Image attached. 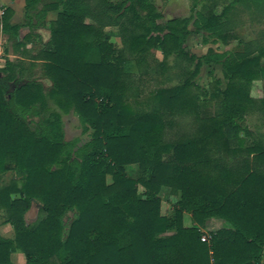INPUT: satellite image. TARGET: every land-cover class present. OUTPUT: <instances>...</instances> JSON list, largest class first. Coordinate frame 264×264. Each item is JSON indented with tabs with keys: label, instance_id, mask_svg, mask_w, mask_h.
<instances>
[{
	"label": "trees",
	"instance_id": "trees-1",
	"mask_svg": "<svg viewBox=\"0 0 264 264\" xmlns=\"http://www.w3.org/2000/svg\"><path fill=\"white\" fill-rule=\"evenodd\" d=\"M239 7L264 21V0H229L219 14L164 24L152 0H26V25H11L5 11L0 30L18 49L31 40L23 28L57 18L44 49L21 53L42 62L49 88L25 80L33 63L0 69V176L15 174L0 186V209L16 234L0 237V264L15 251L25 264H264V141L247 124L251 112L264 116V98L252 93L264 81V30L240 41ZM107 28L119 30L122 47ZM203 34L242 51L190 55L184 42ZM173 55L192 71L151 89V61L164 72ZM131 60L141 74L127 71ZM216 65L224 81L207 92L196 79ZM72 112L92 129L89 141L65 139L59 122ZM164 188L179 198L172 216ZM32 200L42 207L27 226ZM213 219L222 227L207 228Z\"/></svg>",
	"mask_w": 264,
	"mask_h": 264
},
{
	"label": "rangeland",
	"instance_id": "rangeland-1",
	"mask_svg": "<svg viewBox=\"0 0 264 264\" xmlns=\"http://www.w3.org/2000/svg\"><path fill=\"white\" fill-rule=\"evenodd\" d=\"M229 0H152L157 8V12L161 15V18L157 23L164 24L169 20H173L176 18H189L193 19L197 17V14L205 12L206 9H214L215 13L219 14L223 8L228 4ZM238 21L234 28V34L240 39L242 42H249L256 40L259 38L260 32L264 30V21L261 20L260 15H255L250 13L249 11L243 10L242 7L238 8ZM57 13L52 12L46 22L45 26H41L37 28L25 27L20 31L21 38L30 34L31 40L30 42H26L25 47L22 49L16 48L14 45L15 41L8 40L4 41L1 39L0 48L2 51L0 53V63L2 66L0 69H3L6 63L14 62L18 63L20 61H24L26 64L33 63L32 75L26 74L24 76L25 80H30V78H35L39 80L42 84H44L45 88H49L51 86V82L43 76V64L40 61H32L26 57H23L21 54L23 50L29 51V56H35L37 52L45 48V45L48 43L50 39V31H49V23L51 21L56 20ZM26 25L25 20L18 25ZM34 24V23H33ZM189 30H194L193 22L189 25ZM105 33L111 35V41L115 43L118 47H122V37L117 28H107L105 29ZM203 38L207 39L208 43L203 42ZM185 49L190 53V55H194L197 58H200L204 55H207L209 51H214L215 53H234L238 51H242V47L239 46V41L231 40L230 45L226 46L222 44L218 39L212 38L211 35L203 34V35H195L190 36L184 42ZM9 50L14 52V55H17L19 58L14 61L8 59L9 58ZM6 51V53H5ZM154 59L161 63L163 60V54L160 51V48L153 50ZM175 55L168 58V68L166 71H162L159 64L151 61L150 65L153 67L150 69L151 77L153 78V83L149 85L151 89L161 88V87H169L174 86L179 83V74L182 73L181 69H188V71H192L194 64L189 65L184 61L178 63L177 66L175 64ZM127 71L137 75L141 74L140 71L142 67H139L135 61L131 60L126 67ZM210 67L204 66L201 70V73L196 79V83L200 84L204 88V90H208L209 86L213 84L215 80L224 81V70L221 66L216 65L214 69H211L212 75L209 74ZM223 86V85H222ZM208 92V91H207ZM254 97L256 98H264V81L254 83V87L252 90ZM50 103V108L56 109L52 102ZM45 116L48 118L50 116V112H46ZM263 114L255 111L251 112L247 116V124L248 126L264 141V118ZM64 131V137L68 141L72 140H80L81 143L87 142L91 139L92 129L84 124V122L79 118V116L72 112L69 115H64L59 122ZM190 125V121H185L182 129H187ZM12 178H15L14 173H5L0 176V184L1 187L4 184H8ZM111 181L110 177L108 178ZM170 191L168 189H163L160 197L163 199V212H169L172 216L174 212V207L178 201L177 198L169 199ZM34 215H32L31 219L34 218L37 213L36 210L33 211ZM39 216V213H38ZM38 218V217H37ZM215 229H219L222 227V221L219 219H213ZM32 222V220H31ZM192 224L191 219H189V223ZM203 231V227H200ZM209 236L208 234H205Z\"/></svg>",
	"mask_w": 264,
	"mask_h": 264
},
{
	"label": "crops",
	"instance_id": "crops-1",
	"mask_svg": "<svg viewBox=\"0 0 264 264\" xmlns=\"http://www.w3.org/2000/svg\"><path fill=\"white\" fill-rule=\"evenodd\" d=\"M25 7H26V0H0V15L1 12H3L4 14L6 10H10L12 12V17L10 20L11 25H18L21 22H23L25 18V14H26ZM0 38H2V40H4L5 42L8 41V35L5 34L2 30H0ZM0 44H1V39H0ZM1 51L2 48H0V53ZM9 53L10 55L8 59L12 61L19 58L17 55H14V52L12 50H9ZM1 62L2 60H0V63ZM1 66L2 65L0 64V67ZM8 173H12V172H8ZM41 207L42 205L40 202H38L37 200H32L31 208L25 214V221L27 226L36 221ZM34 210H36L37 213L35 214L34 218L31 219L32 215H34L33 212ZM213 224H214V220H211L210 222H208L207 228L210 227L211 229H215L214 226L215 224L214 225ZM15 236L16 234L14 228L10 223L6 221L5 211L0 209V237L7 240H14ZM26 261H27L26 256L20 251H15L11 254L12 264H25Z\"/></svg>",
	"mask_w": 264,
	"mask_h": 264
},
{
	"label": "built area",
	"instance_id": "built-area-1",
	"mask_svg": "<svg viewBox=\"0 0 264 264\" xmlns=\"http://www.w3.org/2000/svg\"><path fill=\"white\" fill-rule=\"evenodd\" d=\"M3 16H4V14H3V12H1V15H0L1 19H2ZM1 19H0V20H1ZM1 28H2V27H1ZM0 186H1V184H0ZM209 240H210V237L207 236V235H204V236L202 237V241H203V242L208 243Z\"/></svg>",
	"mask_w": 264,
	"mask_h": 264
}]
</instances>
